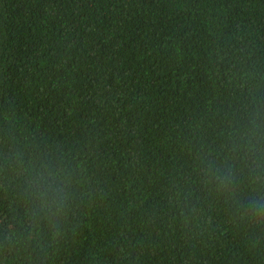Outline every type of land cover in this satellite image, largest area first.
<instances>
[{
    "label": "trees",
    "instance_id": "trees-1",
    "mask_svg": "<svg viewBox=\"0 0 264 264\" xmlns=\"http://www.w3.org/2000/svg\"><path fill=\"white\" fill-rule=\"evenodd\" d=\"M256 106L264 0H0V168L72 176L45 219L0 171V264H264L200 166Z\"/></svg>",
    "mask_w": 264,
    "mask_h": 264
},
{
    "label": "clouds",
    "instance_id": "clouds-1",
    "mask_svg": "<svg viewBox=\"0 0 264 264\" xmlns=\"http://www.w3.org/2000/svg\"><path fill=\"white\" fill-rule=\"evenodd\" d=\"M203 184L224 197L239 217L264 227V115L254 107L227 138L201 160ZM18 182L34 216L63 215L71 198L72 176L47 161L10 156L3 168Z\"/></svg>",
    "mask_w": 264,
    "mask_h": 264
}]
</instances>
